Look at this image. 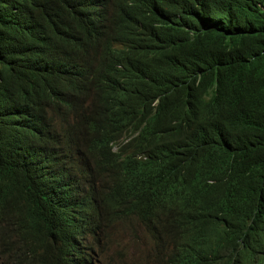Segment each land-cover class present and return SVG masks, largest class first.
<instances>
[{
    "label": "trees",
    "instance_id": "obj_1",
    "mask_svg": "<svg viewBox=\"0 0 264 264\" xmlns=\"http://www.w3.org/2000/svg\"><path fill=\"white\" fill-rule=\"evenodd\" d=\"M83 3L0 0L1 264H85L94 247L77 219L105 216L85 199L70 201L57 151L12 143L7 124L32 103L61 116L49 133L67 151L106 120L115 133L133 117L167 131L188 123L226 163L211 178L224 203L242 218L264 212V0H108L110 29L92 27L91 40L107 60L112 91L94 103L68 90L96 72L62 55L56 22ZM66 100L96 111L93 118L70 125ZM171 158L188 177L191 163L179 152Z\"/></svg>",
    "mask_w": 264,
    "mask_h": 264
},
{
    "label": "clouds",
    "instance_id": "obj_2",
    "mask_svg": "<svg viewBox=\"0 0 264 264\" xmlns=\"http://www.w3.org/2000/svg\"><path fill=\"white\" fill-rule=\"evenodd\" d=\"M107 1L84 0L69 18H56L64 36L62 55L76 57L96 72L68 89L88 103L104 100L112 91L107 60L91 40L92 27L110 29L105 19L113 10ZM85 28L86 35L79 38ZM64 112L71 125L76 118L92 119L96 111L66 100ZM60 119L53 109L32 103L26 116L7 127L15 131L12 143L18 147L32 144L42 155L57 151L58 165L67 167L62 173L72 181L70 201L85 199L91 211L104 212L99 223L77 219L94 247L85 264H264V212L242 218L238 208L224 203L222 189L211 178L226 163L188 123L167 131L133 117L115 133L106 120L67 151L59 136L49 133V124ZM176 152L192 165L188 177L181 161L171 158Z\"/></svg>",
    "mask_w": 264,
    "mask_h": 264
},
{
    "label": "bare ground",
    "instance_id": "obj_3",
    "mask_svg": "<svg viewBox=\"0 0 264 264\" xmlns=\"http://www.w3.org/2000/svg\"><path fill=\"white\" fill-rule=\"evenodd\" d=\"M100 104H101V103H100ZM97 105H98V104H97ZM207 115H208V114H207ZM209 116H211V115L209 114L208 117H209ZM210 122H211V120H210ZM225 185H226V184H225Z\"/></svg>",
    "mask_w": 264,
    "mask_h": 264
}]
</instances>
